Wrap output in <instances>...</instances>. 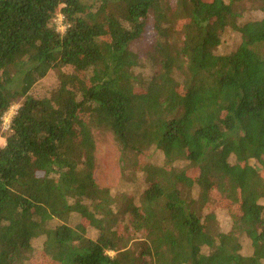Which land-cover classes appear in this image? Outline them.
<instances>
[{"label":"trees","instance_id":"obj_1","mask_svg":"<svg viewBox=\"0 0 264 264\" xmlns=\"http://www.w3.org/2000/svg\"><path fill=\"white\" fill-rule=\"evenodd\" d=\"M247 1L261 17L240 23ZM227 31L241 40L222 54ZM54 69L50 94L30 96ZM17 103L0 146V264H264V0H0V138ZM97 129L128 166L161 152L141 164L136 206L94 182ZM218 201L238 211L227 232Z\"/></svg>","mask_w":264,"mask_h":264},{"label":"rangeland","instance_id":"obj_2","mask_svg":"<svg viewBox=\"0 0 264 264\" xmlns=\"http://www.w3.org/2000/svg\"><path fill=\"white\" fill-rule=\"evenodd\" d=\"M239 8L241 10L240 23H244L248 20H258L261 17V12L258 10V6L252 5L251 2H243L239 5ZM53 24L55 25L58 32H63L65 26L63 24L62 15L58 12L53 18ZM153 37L154 32L150 28L146 33L145 39L140 41L136 45V48H144L150 45ZM240 37L241 36L239 33L227 31V33L223 36L221 45L217 48V52L222 54L233 52L240 43ZM142 64L146 66L149 64V61L145 60L142 62ZM147 68L140 69V71L145 75H150V71ZM66 70L68 69H64V71ZM57 81V70H51L48 72L45 78L38 81L32 87L29 95L35 98L48 96L50 92L56 87ZM17 107L18 103L14 104L6 113L5 117L7 119H11L16 112ZM6 132L7 129H3V135L0 138V146L4 145L5 143ZM92 134L95 140L93 179L97 187L99 189H109L112 195H115L117 198L118 203L121 200L130 199V201H132L136 206L138 197L145 188V182L142 174L141 172H138L142 167L141 164L145 162L160 164L162 160L161 152L151 149L150 151L139 154L134 161L136 162V165L131 167V164L128 166L127 163L123 161L120 147L114 141L110 132L97 129L94 130ZM229 162L233 163L234 160L230 158ZM251 163L258 169L261 168V166L255 164L254 162ZM192 197L194 198L196 195L192 194ZM213 197L216 199V196L213 195ZM212 211L216 216L218 227L222 232H227L231 228V225H234L233 223L237 221L238 211L233 206H225V204L218 201L212 205ZM74 220L79 222L78 218H74ZM130 221L131 216L129 213L123 215L121 223H119V232L131 243L132 240H136L138 237H140V235L133 231ZM234 229L235 231H238L237 226ZM87 234L90 238L95 237V231L92 229H88ZM240 244L241 249L239 253L244 256H249L252 251L249 239L245 236H242L240 238ZM34 246L39 248L41 246V242H35ZM110 255L112 256L113 253H110ZM33 261V264H48V259L40 253L35 255Z\"/></svg>","mask_w":264,"mask_h":264},{"label":"built area","instance_id":"obj_3","mask_svg":"<svg viewBox=\"0 0 264 264\" xmlns=\"http://www.w3.org/2000/svg\"><path fill=\"white\" fill-rule=\"evenodd\" d=\"M6 114L4 115L3 119H2V130L3 129H7L9 127V123H10V120L11 119H7L6 117Z\"/></svg>","mask_w":264,"mask_h":264}]
</instances>
